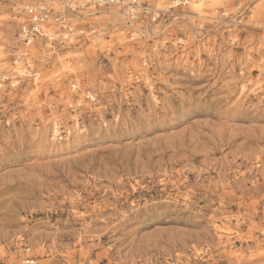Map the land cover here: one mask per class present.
<instances>
[{
    "label": "rangeland",
    "instance_id": "obj_1",
    "mask_svg": "<svg viewBox=\"0 0 264 264\" xmlns=\"http://www.w3.org/2000/svg\"><path fill=\"white\" fill-rule=\"evenodd\" d=\"M39 1L0 0V264H264V0L53 3L30 46Z\"/></svg>",
    "mask_w": 264,
    "mask_h": 264
},
{
    "label": "built area",
    "instance_id": "obj_2",
    "mask_svg": "<svg viewBox=\"0 0 264 264\" xmlns=\"http://www.w3.org/2000/svg\"><path fill=\"white\" fill-rule=\"evenodd\" d=\"M67 8L73 12L80 8L85 7H105V8H117L124 16L125 22L128 24L147 22L156 23L165 15L164 13L169 11L172 7L166 10L157 7L156 2L158 0H64ZM189 0H173V3L183 4ZM54 0H40L39 2H29L25 4H16L13 8V12L21 17L23 21L20 26V38L23 43L32 42L30 46L34 44L36 40L45 41L46 44H54L55 34L59 33L63 36L64 40H70L72 34L75 32V27L71 21H67L61 12H55L52 7ZM223 14H225L223 12ZM58 27L57 31L53 30V27ZM73 90L77 89V85H73ZM87 99L91 102L96 101V96H87ZM71 107H81L82 103L80 99L70 104ZM70 130L65 129L61 124L52 126L51 136L54 140H63L68 138ZM23 264H45L33 257H26L23 259Z\"/></svg>",
    "mask_w": 264,
    "mask_h": 264
},
{
    "label": "bare ground",
    "instance_id": "obj_3",
    "mask_svg": "<svg viewBox=\"0 0 264 264\" xmlns=\"http://www.w3.org/2000/svg\"><path fill=\"white\" fill-rule=\"evenodd\" d=\"M33 1H35V0H33ZM56 6H59V7H62V8H66L67 9V5H66V2L64 1V0H54V2H53ZM92 8H95V7H92ZM112 9H115V11L113 12V13H115L116 12V10H117V12H119V14L121 15L122 14V16H123V13L119 10V9H117V8H112ZM112 11V10H111ZM116 14H118V13H116ZM124 17V16H123ZM134 23H132V24H129V25H133ZM25 68V67H24Z\"/></svg>",
    "mask_w": 264,
    "mask_h": 264
}]
</instances>
